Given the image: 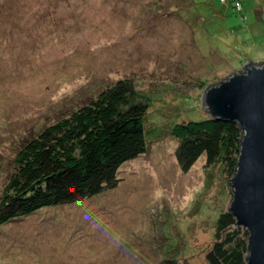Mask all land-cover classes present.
I'll return each instance as SVG.
<instances>
[{
  "label": "rangeland",
  "instance_id": "374dc122",
  "mask_svg": "<svg viewBox=\"0 0 264 264\" xmlns=\"http://www.w3.org/2000/svg\"><path fill=\"white\" fill-rule=\"evenodd\" d=\"M242 2L244 26L219 0H0V201L47 127L119 81L149 103L146 152L118 186L0 224V264H207L232 177L205 156L183 172L172 129L208 118L207 90L264 66V0Z\"/></svg>",
  "mask_w": 264,
  "mask_h": 264
},
{
  "label": "trees",
  "instance_id": "16d2710c",
  "mask_svg": "<svg viewBox=\"0 0 264 264\" xmlns=\"http://www.w3.org/2000/svg\"><path fill=\"white\" fill-rule=\"evenodd\" d=\"M219 1L228 8L240 6L242 24H246L242 0H233L232 5ZM148 110L144 96L128 81H119L28 141L0 201V224L115 189L120 183V166L146 152ZM172 131L178 142L175 156L183 172L205 156L208 165L233 177L242 139L235 122L208 114L202 121L177 124ZM235 224L228 213L219 216L215 242L205 256L207 264H247L248 234ZM159 264L179 263L168 258Z\"/></svg>",
  "mask_w": 264,
  "mask_h": 264
},
{
  "label": "water",
  "instance_id": "95a60500",
  "mask_svg": "<svg viewBox=\"0 0 264 264\" xmlns=\"http://www.w3.org/2000/svg\"><path fill=\"white\" fill-rule=\"evenodd\" d=\"M201 108L242 131L227 213L248 234L247 264H264V66L248 65L207 90Z\"/></svg>",
  "mask_w": 264,
  "mask_h": 264
}]
</instances>
